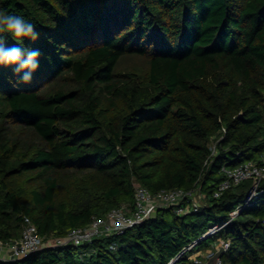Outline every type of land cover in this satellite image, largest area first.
I'll list each match as a JSON object with an SVG mask.
<instances>
[{
  "label": "trees",
  "instance_id": "obj_1",
  "mask_svg": "<svg viewBox=\"0 0 264 264\" xmlns=\"http://www.w3.org/2000/svg\"><path fill=\"white\" fill-rule=\"evenodd\" d=\"M0 11L35 34H0L5 46L38 51L35 70L0 64V240L21 237L26 216L45 240L65 237L133 208L136 184L204 193L196 212L159 208L122 234L0 264H168L219 237L231 240L223 264H264V199L244 206L253 180L214 196L224 166L264 154V0H0Z\"/></svg>",
  "mask_w": 264,
  "mask_h": 264
},
{
  "label": "built area",
  "instance_id": "obj_2",
  "mask_svg": "<svg viewBox=\"0 0 264 264\" xmlns=\"http://www.w3.org/2000/svg\"><path fill=\"white\" fill-rule=\"evenodd\" d=\"M210 149L212 156L216 154L217 141L211 144ZM223 172L225 178L215 190V197H220L226 190L241 184L245 180L251 179L253 180V185L249 190L248 198L244 206H252L255 199L261 197L264 199V189L261 188V183L264 181V154L258 160H251L235 167L224 166ZM135 186V206L133 208H129L126 205L113 208L109 211L106 218H95L87 226L72 229L65 237L45 240L39 234L38 228L32 219L26 216L24 218V228L21 237L6 241L0 240V260L7 261L25 258L42 248L67 243L82 246L91 243L96 237L122 234L128 228L150 218L159 208L173 206L178 214L196 212L201 207L197 201V196H204L199 187L191 190L183 188H163L156 193H152L148 188L140 184H136ZM239 212L240 209H237L234 212V216ZM226 223L211 228L203 234L202 238L216 234ZM199 242V240H194L185 246L178 255L170 259L168 264H175L184 254H189V258L193 259L196 263L203 264L221 246L227 251L231 244L230 239L219 237L213 246L206 250H200L196 249ZM215 264H223L222 258H219Z\"/></svg>",
  "mask_w": 264,
  "mask_h": 264
},
{
  "label": "clouds",
  "instance_id": "obj_3",
  "mask_svg": "<svg viewBox=\"0 0 264 264\" xmlns=\"http://www.w3.org/2000/svg\"><path fill=\"white\" fill-rule=\"evenodd\" d=\"M8 33L14 39L24 38L35 39L34 28L30 23H26L22 18L5 14L0 11V34ZM38 51H33L18 46L7 47L4 44L3 36L0 35V64L17 65L16 71L35 70L37 68ZM22 79L27 82L31 79V72H25Z\"/></svg>",
  "mask_w": 264,
  "mask_h": 264
},
{
  "label": "water",
  "instance_id": "obj_4",
  "mask_svg": "<svg viewBox=\"0 0 264 264\" xmlns=\"http://www.w3.org/2000/svg\"><path fill=\"white\" fill-rule=\"evenodd\" d=\"M211 235H208L206 238L210 237ZM225 250L224 247L221 246L211 257L208 261L204 262L203 264H215L216 261L219 258H222L223 254H224Z\"/></svg>",
  "mask_w": 264,
  "mask_h": 264
},
{
  "label": "rangeland",
  "instance_id": "obj_5",
  "mask_svg": "<svg viewBox=\"0 0 264 264\" xmlns=\"http://www.w3.org/2000/svg\"><path fill=\"white\" fill-rule=\"evenodd\" d=\"M202 192V191H201ZM204 195V193H202ZM201 195V194H200ZM197 201L199 204L202 206L204 204V196H197ZM215 242V236H210L209 238L206 239L205 243L212 245Z\"/></svg>",
  "mask_w": 264,
  "mask_h": 264
}]
</instances>
